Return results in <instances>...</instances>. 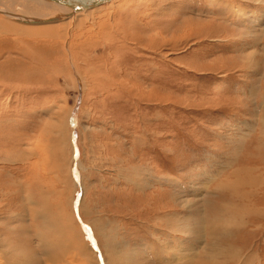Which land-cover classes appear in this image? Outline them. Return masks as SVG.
<instances>
[{
  "label": "rangeland",
  "instance_id": "rangeland-1",
  "mask_svg": "<svg viewBox=\"0 0 264 264\" xmlns=\"http://www.w3.org/2000/svg\"><path fill=\"white\" fill-rule=\"evenodd\" d=\"M231 1L264 18V0ZM230 19L211 0H114L53 22L63 36L2 35L1 253L45 256L79 228L89 264L199 263L205 244L214 264H264V42ZM57 114L78 118L61 132L63 172L38 154ZM221 202L249 227L214 231ZM202 218L205 241L167 221Z\"/></svg>",
  "mask_w": 264,
  "mask_h": 264
},
{
  "label": "bare ground",
  "instance_id": "bare-ground-1",
  "mask_svg": "<svg viewBox=\"0 0 264 264\" xmlns=\"http://www.w3.org/2000/svg\"><path fill=\"white\" fill-rule=\"evenodd\" d=\"M21 1L23 2V0H15V1L14 0H0V13H4L7 15V18L0 17V38L2 37V35L4 33L6 35L7 34H14V35H17L20 37L21 36H23V37L39 36V37L49 38V37H55V36H59V35L63 36V34H64L63 28L64 27H62L61 24L59 25L58 23H57V25H55L53 22H60V21L66 20V19H68L70 21L71 19L76 18V16H78V15H82V14H84L90 10L92 11L94 9L96 10L97 8H101V6H104L105 4H113L114 0H111V1H109L103 5H99V6H96L94 8H91V9H83V10L71 8L70 6L63 4V3H60L57 0H29V1L25 0L24 3H22ZM258 2H260V1L258 0ZM211 5H213V9H214V7H216V8L219 7V9L223 10V12L225 13V16L229 19L231 18L230 20H232L234 22H237V21L239 22V20L241 19L243 26H245V27H248L249 21H253V23H255L256 26L252 30L253 32H251V33H255L257 35L256 36L257 40L255 39L256 41L254 40V43L255 42L257 43V41H260V40H262V42H264V33L261 34L262 32H264V18L261 19V18H257V17L256 18L248 17L247 13H249V11H247V9L243 8V7L240 8L239 6L238 7L233 6L231 0L230 1L229 0H211ZM10 10H12L14 15L20 14L21 16L17 15L15 17L14 15H12ZM212 11H214V10H212ZM11 16H12V18H10ZM259 16H260V14H259ZM220 18H222V17H220ZM65 22H67V21H65ZM83 22H84V19L79 18L76 21V25H78V24L81 25V24H83ZM256 28H258V29H256ZM231 35L233 37H235L236 34L231 33ZM250 40H252V39H250ZM245 43L247 44V42H245ZM251 44H253V43H251ZM249 45H247V46H249ZM251 46H253V45H251ZM256 46H258V45H256ZM241 49H242V47H241ZM255 54H257L256 50L252 51L250 53L245 52V54H243L241 58H245L247 62H254ZM263 59H264V57H263ZM256 63H258V62L256 61ZM257 66H259V65H257ZM60 115H63V114L61 113ZM67 115L69 116V114H67ZM67 115L64 114V117L63 116L61 117L57 114L56 118L58 116H59V118H57L55 120L53 118L52 120H50V122H48L46 124L47 126H45V131H44V134H43L41 141H40V144H41L39 146L40 152L38 154L39 155L42 154L41 156H44V157H42V159L41 158H39V159L42 160L43 165L45 167H49L52 171H55V170L60 171V172L64 171L63 170L64 165H62V163L60 162L61 156L59 153V152H63V151L65 152V150H63L62 147L60 146L62 139L64 138V137L62 138L61 132L64 131V129L66 130L67 126L69 125L70 120L73 121L74 124L78 123V118L76 119L75 115L72 117L73 120L71 117H70V120H68L69 117ZM71 153L73 154V151H71ZM39 155H37V156L39 157ZM71 159L73 160V158L72 157L70 158L69 164H71V161H72ZM253 166L254 165L245 166L248 169L245 173H247L248 175H250V174L253 175L252 172H250V171L254 170V169H252ZM238 172H240V170L235 172L234 176L237 175ZM61 175H63V174H61ZM56 177L59 178L60 176L57 175ZM229 180L230 179H227L225 182H228ZM240 180H242V179L240 178ZM57 181H59V180H57ZM148 181H150V180H148ZM69 182H70V184L68 182L67 183L71 187V185L74 183L71 184L72 179H69ZM225 182L223 183V186H224ZM231 183H233V182H231ZM150 184L148 187H150ZM223 186L220 184L219 189L223 188ZM64 187L66 189V186H64ZM61 193H62V191H61ZM244 197H246V196L244 195ZM60 203L62 204V202H60ZM223 203L224 202H221L218 204L222 210L220 211V213L217 214L216 219L212 222V227L215 228L214 231L218 229V230L223 232V230H226L229 228H239L241 226L244 228L249 227V220L248 221L244 220L242 223V219L240 217L233 216V209L235 207L231 206L230 208H227V210H228L227 211L226 209H223V207H224ZM253 208H255V207H253ZM245 209L247 211V208H245V207L242 208V211ZM222 211H227V212L230 211V212L228 213L229 215H224L222 213ZM239 211L240 210H238L236 213H238ZM255 212H259V209L255 208L254 210H252L250 212L252 215L250 213L248 215L251 218H253ZM203 219L204 218H202V221H200V219H199V221L197 223L194 220H189V221H187V223H184V222L180 223L178 221V224H174L173 222H171V220H167V221L169 223H171V225H170L171 228L174 226H177L180 229V231L181 230L184 231V233H187V235H195V233L196 234L201 233L202 236H204L203 239L205 241V236L207 235L208 231H207V222H205ZM205 220L207 221V219H205ZM168 222H166V223H168ZM210 226H211V224H210ZM253 226H255V225L253 224ZM253 226H252V228H255ZM60 230H61L60 231L61 234H60L58 240L62 241V239L64 238L67 241V245L61 244L60 246H58L56 248L53 244H51L47 247L45 246L46 249L44 251H42V252H46L45 256H44V254H43V256H41L40 255L41 253H36L32 249L17 251V250H15V248L12 247V248H10L11 250H8L4 253L3 252L1 253V251H0V264H78L79 260L81 261V264H89V262L91 261L90 260L91 256H92V260L94 258L96 259V256L91 252V250L88 249V246L85 243H82L81 239L79 241V239H78L80 236L79 228H77L76 230L71 229V228L67 229L69 232L68 235L66 234L67 231L63 230V228H61ZM223 236H224V234H223ZM206 242H204V243H206ZM202 249H204V251H207L208 254L206 253L207 257L205 259L201 258L202 260L199 263H198V259H197L196 254L193 257H188L189 252L181 254V257L179 256L180 258L178 257L179 259H177V260H179V263H181V264H214V260L217 259L216 255L215 254H209V248H208L207 244H205V246ZM187 258H191V259L184 261ZM73 259L77 260V262H75ZM181 261H183V262H181ZM168 262H169V260H168ZM94 263L99 264L97 261H94ZM107 264H112L110 257H108ZM171 264H177V263H176V261H175V263H174V261H171Z\"/></svg>",
  "mask_w": 264,
  "mask_h": 264
},
{
  "label": "water",
  "instance_id": "water-1",
  "mask_svg": "<svg viewBox=\"0 0 264 264\" xmlns=\"http://www.w3.org/2000/svg\"><path fill=\"white\" fill-rule=\"evenodd\" d=\"M60 3L66 4L74 9H91L99 5H103L111 0H57Z\"/></svg>",
  "mask_w": 264,
  "mask_h": 264
}]
</instances>
